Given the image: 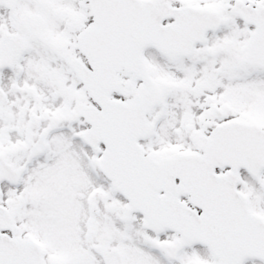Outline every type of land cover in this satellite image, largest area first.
<instances>
[{
  "label": "snow or ice",
  "instance_id": "1",
  "mask_svg": "<svg viewBox=\"0 0 264 264\" xmlns=\"http://www.w3.org/2000/svg\"><path fill=\"white\" fill-rule=\"evenodd\" d=\"M0 264H264V0H0Z\"/></svg>",
  "mask_w": 264,
  "mask_h": 264
}]
</instances>
